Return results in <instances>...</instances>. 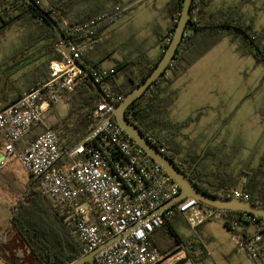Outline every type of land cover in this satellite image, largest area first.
Instances as JSON below:
<instances>
[{
  "label": "built area",
  "instance_id": "built-area-1",
  "mask_svg": "<svg viewBox=\"0 0 264 264\" xmlns=\"http://www.w3.org/2000/svg\"><path fill=\"white\" fill-rule=\"evenodd\" d=\"M128 12V7L116 5L111 12L76 24L72 33L75 42L69 43L73 58L63 53V60L51 62L47 82L24 92L0 111V169L18 160L29 177L40 181L43 194L61 206L66 220L74 226L84 256L121 236L96 255L98 264H178L184 260L193 264L184 246L164 254L153 243L154 233L167 220L182 215L199 234L198 228L206 221L223 220V211L190 198L167 208L180 196V185L116 123L113 105L101 97L93 111L96 132L79 143L64 144L50 126L34 141L26 142L34 127L43 123L45 113L62 103L86 77L74 60L80 62L104 40L105 30ZM91 74L99 83L114 70L94 69ZM102 88L106 93L107 85ZM20 143L22 150L18 151ZM64 157L67 162L60 165ZM231 194L237 199H250L242 190L235 189ZM244 219L257 229L243 231L235 223L232 232L237 249L256 264H264L259 259L264 221L249 213Z\"/></svg>",
  "mask_w": 264,
  "mask_h": 264
},
{
  "label": "trees",
  "instance_id": "trees-1",
  "mask_svg": "<svg viewBox=\"0 0 264 264\" xmlns=\"http://www.w3.org/2000/svg\"><path fill=\"white\" fill-rule=\"evenodd\" d=\"M9 1L0 0V7ZM35 1L61 27L68 43L75 42L72 34L73 27L85 21L71 20L66 23V19L70 15V10L76 0H50L48 5H44L42 0ZM211 2L212 0H194L191 8L193 17L187 26L172 65L168 66L167 72L127 109L126 115L156 146L163 149L164 153L176 162L202 191L211 195L223 194L227 197H233L231 192L238 186L240 176H249L250 182L246 184L243 191L250 196V201L264 208V185L257 179L259 172L241 170L236 174V177L233 176V164L241 146H237L231 152L223 155L212 153L208 149L202 157L196 156L193 160L178 159L171 152V143L174 138L180 135L182 129L188 127L194 119L190 118L175 123L166 115L157 116L154 113L156 108L161 107L165 100L161 96L164 89L161 88L160 82L174 83L227 35L234 34L244 53L253 56L264 64V30L258 31L252 22L247 23L240 6L233 8L218 7L210 10ZM110 3H117L116 5L124 7L128 4L122 3L121 0H100V7L95 12L106 11V5ZM168 6L174 20L173 26L167 34L158 33L163 51L152 66L148 68V71L137 80L129 75L125 80L120 81L118 76V71L122 69L120 67L115 70L114 74L99 82L101 88L105 84L107 85L106 94L115 105H119L126 95L147 79L162 58L169 41L172 40L182 9V0H170ZM134 7L135 5L128 9ZM23 17L39 26L42 35L38 41H40L41 46L34 57L29 56L25 50L22 53H17L4 64L23 68L30 62L43 60L37 67L40 70H45L51 62L63 60L64 54L60 51L62 43L59 33L47 18L27 0H13L11 7L0 12V32ZM85 61L84 56L80 63L90 72L94 69L101 70L98 65L92 67ZM49 78L50 74H47V79ZM46 80L38 82L34 88L45 83ZM168 98L170 99L168 106H170L175 101L176 94ZM100 99L101 96L87 77L78 83L73 92L66 95L64 101L68 102L69 111L63 118L55 120L51 126L60 141L64 144L73 141L72 145H74L86 138L97 127L93 111ZM36 128L37 126L34 127L33 133ZM32 134L26 137L28 144L33 141L34 135ZM17 148L18 151H21L22 144H18ZM66 162L67 158L64 157L60 165ZM25 187L24 195L19 204L11 209L9 229L13 238L0 246V252H4L3 254L0 253L4 261L7 264H72L83 257V248L77 239L74 226L66 220L61 206L43 194L38 179L30 177ZM223 213L225 215L224 226L229 230H232L235 223H238L243 231H248L249 227L252 226L250 222L244 219L246 213L235 211H223ZM173 219L167 220L159 229L161 233L156 230L152 238L154 245L164 254H169L179 246H184L189 257L194 261L193 264H203L207 257V251L201 236L195 234L189 238L180 236L173 227ZM258 221L261 222L264 219L258 217ZM260 233L262 234V242L259 259L264 261V229L260 230ZM20 247L28 250L23 256L18 253Z\"/></svg>",
  "mask_w": 264,
  "mask_h": 264
},
{
  "label": "rangeland",
  "instance_id": "rangeland-1",
  "mask_svg": "<svg viewBox=\"0 0 264 264\" xmlns=\"http://www.w3.org/2000/svg\"><path fill=\"white\" fill-rule=\"evenodd\" d=\"M166 1H140L130 9V16H133L134 20L122 30L121 34L117 35L118 39L114 38L115 35H109L104 37L100 43L107 42L108 44L113 42L112 39H116L115 44L121 46L124 52L134 51L143 43V49L152 52L155 40L154 30L164 25ZM225 5L240 6L247 23L252 22L256 30L264 29V0H226ZM72 6L75 7L76 3ZM41 35L39 26L27 18L23 17L14 22L0 32V62H5L17 53H22L26 48L33 46ZM237 42L235 35L230 34L224 42L213 47L172 87L174 90H179L177 101L168 106L170 99L164 95L163 104L154 112L157 116L166 115L173 122L194 119L190 127L184 131L188 140L183 147V152L187 156L198 152L206 141L214 137V133L221 130L226 118L229 119L232 115H236L235 120L244 121L245 128H242L235 138L244 135L243 140L248 143L250 134L247 132L250 133L252 124L257 119L255 109L258 108L264 117V64L253 56L245 54ZM242 100L247 102L237 110L238 106L235 104ZM164 103L167 104L166 107ZM63 104V107H67L69 111L68 102L65 101ZM64 116H60L56 111L52 121ZM263 153L264 138L255 156L259 159ZM261 165L258 163L256 167H260L259 179L263 181L264 161ZM29 178L18 161H13L0 169V237L5 238L2 242L4 244L13 238L8 228L11 209L17 206L22 199ZM7 229L9 235L6 236ZM178 231L183 236L192 233L185 226H178ZM219 233L220 230L214 233L217 242L221 241ZM193 234L195 233L191 235ZM207 243L210 245V242ZM27 252V249L20 247L18 253L23 256Z\"/></svg>",
  "mask_w": 264,
  "mask_h": 264
},
{
  "label": "crops",
  "instance_id": "crops-1",
  "mask_svg": "<svg viewBox=\"0 0 264 264\" xmlns=\"http://www.w3.org/2000/svg\"><path fill=\"white\" fill-rule=\"evenodd\" d=\"M49 1L50 0H42L44 5H48ZM121 1L124 3H128L126 7H128L133 2L131 0ZM169 2L170 0L166 1L167 10L166 14H164L163 16L164 25L162 27L158 26L154 30L153 37H155V40L153 42L152 52L144 50L143 43L139 45L137 49H134V51L124 52L121 46H117V44H115L116 39H112L113 42L111 41L108 44L107 42H102L94 46L85 55V62H87L89 66L93 67V65H98L102 70H114V72L118 68L122 67V69L118 71L120 81L125 80L129 75H131L135 80L141 78V76L148 71V68L152 66L153 62H155L159 58L160 54L163 51L158 33L164 32L165 34H167L172 29L174 20L169 11ZM99 4L100 0H76V6H72L70 10V15H68V18L66 19V23H69L71 20L88 21L102 13L111 12L117 3H110L106 5V11L102 13H96L95 10L100 7ZM225 4L226 0H212L211 4L209 5V9L214 10L218 7H236H229ZM133 20L134 17H131L130 12H128L120 20H118V22L114 26H111L110 28L105 30V37L109 35H115L114 38L118 39L117 35L121 34L122 30L128 27L133 22ZM263 30L264 29L258 31ZM226 37L220 43L224 42ZM39 39L40 38L38 37V40ZM38 40L33 46L26 48L27 54L31 57H34L36 55V52L41 46V43ZM220 43H218L217 45H219ZM60 51L63 53V47L60 48ZM42 61L43 60L30 62L27 66L23 68L20 66L4 64V62H0V111L8 107L9 105L15 103L24 92L33 89L38 82L47 79V74L49 75L51 73L50 66L46 67L45 70H40L37 67ZM49 79H47L45 82H47ZM179 79H177L172 84L160 82L161 88L164 89L161 93V96L163 97L164 95H166L167 97H173L176 94V98L174 101L176 102L179 97V90H174L172 87ZM64 102L65 101L56 106H53V108H51L45 113L43 123L37 126L35 132H32L33 134L31 133L32 135H34L33 141L42 132H44L48 126L51 127L53 125L55 119L52 121V118L53 115H55L56 111H58L60 116L67 115L68 108L63 107ZM246 102L247 101L242 100L240 103H236L235 106H238L237 110H239L241 106H244ZM262 115L263 113L260 112L258 108L255 109V116L257 117V119L256 122L252 124V129L250 130V133L247 132V134H250V136H248V143L243 140L244 135H240L235 138V135L239 133L242 128L245 127L244 121L242 119L235 120L236 115H232L229 119H225L226 121L221 127V130L214 133V137L206 141L198 152L187 156L183 152V147L188 140V137L186 134H184V131L190 127V123L188 127L182 129L179 136L174 138L173 142L171 143V152L178 159L184 158L187 160H193L196 156L202 157L208 149L212 153H218L220 155H223L224 153L231 152L235 147L241 146V149L238 152V155L233 164V172L235 174H233V176L236 177V174L239 173V171L241 170H250L253 172H258L260 167H262V162L264 161V153L260 155L259 159L255 156L257 148L260 147L262 139L264 138V117H262ZM72 144L73 141L67 143L66 145ZM1 145L2 140L0 139V146ZM13 161L18 160H12L10 163H12ZM258 163L261 166L257 168L256 166L258 165ZM249 165H251V167H249ZM257 179L264 185V180L261 181L259 179V176H257ZM249 180V176H240V181L235 189L242 190L243 188V190H245L246 184L250 182ZM172 224L175 230L179 233V235L184 238H189L190 236H192V233H195L190 228L186 218L182 215H176L172 221ZM178 226H185L189 228L192 233L190 235L183 236L178 231ZM159 229H157V232L161 233V230ZM216 230H220V242H217L216 238H214V233ZM249 231L255 232L256 227L253 225L250 226ZM198 233L199 234H195L197 236L201 235L200 238H202V241L205 245V249L207 251V257L205 258L203 264H256V260L251 258L248 254L238 251L236 243L232 239L233 232L232 230H229L224 226V219L206 221L198 228ZM5 234L6 236L9 235L8 229ZM4 239L5 238L3 236L0 237V246L4 244L2 243L4 242ZM207 242H210V245ZM217 248L218 251L216 252ZM0 264H7L1 255Z\"/></svg>",
  "mask_w": 264,
  "mask_h": 264
},
{
  "label": "water",
  "instance_id": "water-1",
  "mask_svg": "<svg viewBox=\"0 0 264 264\" xmlns=\"http://www.w3.org/2000/svg\"><path fill=\"white\" fill-rule=\"evenodd\" d=\"M12 1L10 0L6 4L0 7V12L12 6ZM32 4L47 20L54 26V28L59 33L61 38V43L63 47V53L69 58H73L70 52V44L66 36L64 35L61 27L57 22L41 8L35 0H27ZM141 0H134L129 6L140 2ZM194 0H182V9L177 20V25L173 34V38L170 44L164 51L162 58L159 60L158 64L152 70L147 79L134 88L128 95L123 98L119 105H114L107 94L102 90L99 83L93 78L90 70L86 68L82 63L74 60L75 64L80 67L85 76L94 85L99 95L109 104L113 105V115L112 118L118 123L130 137H132L159 165H161L167 173L180 185L181 194L174 201L167 205V208L172 206L174 203L179 202L183 199L190 198L195 199L202 205L218 210V211H235L243 212L256 215L264 219V208L260 205L254 204L250 200L237 199L234 197H227L222 195H211L202 191L177 164L174 162L167 154H165L158 146H156L132 121H130L126 115L127 109L140 97H142L145 92L150 88V86L156 83L166 72L170 62L174 59L177 54L178 48L181 45L187 26L192 19V4ZM111 118L109 119V121ZM96 130H93L89 136H93ZM243 191V188H242ZM121 236H117L106 244H104L97 251L85 255L73 262L72 264H98L96 255L111 245L113 242L117 241ZM173 255V254H172ZM194 263V261H193ZM186 264V260L178 263ZM200 264V263H196Z\"/></svg>",
  "mask_w": 264,
  "mask_h": 264
}]
</instances>
